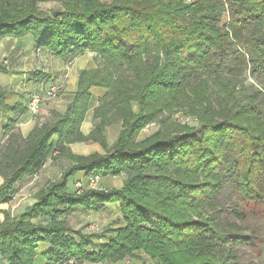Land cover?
<instances>
[{
	"label": "trees",
	"instance_id": "trees-1",
	"mask_svg": "<svg viewBox=\"0 0 264 264\" xmlns=\"http://www.w3.org/2000/svg\"><path fill=\"white\" fill-rule=\"evenodd\" d=\"M27 35L64 61L89 51L101 63L81 72L64 114L27 138L11 121L2 128L11 134L0 144V205L50 158L69 166L34 204L6 215L0 264H117L138 252L157 264H242L241 250L264 241L254 225L264 226V0H0V41ZM93 87L107 93L85 136ZM5 95L0 86V108L17 113ZM80 142L105 153L75 155L69 146ZM79 175L123 185L72 189ZM110 205L121 217L100 233L68 223Z\"/></svg>",
	"mask_w": 264,
	"mask_h": 264
},
{
	"label": "crops",
	"instance_id": "crops-1",
	"mask_svg": "<svg viewBox=\"0 0 264 264\" xmlns=\"http://www.w3.org/2000/svg\"><path fill=\"white\" fill-rule=\"evenodd\" d=\"M96 57V53L88 51L80 55L73 62L66 63L62 59L54 56L50 50L37 48L32 35H27L22 38L6 37L1 40L0 64H4L6 71L0 73V86L6 92L5 104L12 108L20 106V110L17 113L0 108V125L2 128H5L6 125L11 121L13 122L14 127L13 132L11 133H15L23 138H27L37 124L50 121L52 119L53 113L64 114L69 103L72 101L76 92L78 91L81 72L96 70L98 67L96 64ZM56 83H61L63 85L59 98L49 105L44 106L37 115H32L28 110L29 102L32 96L34 94L44 93V91H46L50 85ZM90 93L91 99L89 103V109L81 126V132L85 136H88L95 128L94 111L99 106L100 101L106 95L107 90L93 87L91 88ZM11 133L6 130H2V132H0V142L8 140ZM113 144L109 143L110 146ZM76 145L79 144H72L69 146V148L74 151ZM95 152L100 153L99 150H96ZM82 156L89 155L82 154ZM59 160L61 159L50 158L37 175L29 180L26 179L25 181L18 183L13 200L20 193L31 192L30 185L33 188L32 184L39 178L40 174L43 171L46 173L51 167L50 165L56 166ZM47 173H49V171ZM52 174H54V171ZM106 179L108 180L111 178H103L102 180ZM3 182L4 179L2 176H0V186L3 184ZM32 192L34 193L33 199L24 200L21 204L24 205L22 207L19 205L18 211L14 216L21 214L25 209L36 202L34 197L39 191L34 189ZM28 197H31V195H28ZM28 197L24 196V198ZM10 205L11 201L9 203L0 205V224L5 221L6 215L11 216V213L8 210V208H11L12 206ZM110 206H108V209ZM107 210L105 212H107ZM43 248L44 247L42 246L41 249ZM38 264H45V262L38 258Z\"/></svg>",
	"mask_w": 264,
	"mask_h": 264
},
{
	"label": "rangeland",
	"instance_id": "rangeland-1",
	"mask_svg": "<svg viewBox=\"0 0 264 264\" xmlns=\"http://www.w3.org/2000/svg\"><path fill=\"white\" fill-rule=\"evenodd\" d=\"M104 2H110L111 0H103ZM41 8L46 12L50 13L53 10L59 9L58 5L56 4H43L41 5ZM228 15L225 14L222 20V24L227 23L228 21ZM94 53V52H92ZM79 57V56H78ZM77 57V58H78ZM76 59V58H75ZM74 59V60H75ZM96 59V64L99 65L101 63L100 59L98 57ZM72 61H65L66 63H71ZM64 61V60H63ZM62 83V82H61ZM61 83H56L55 85H58L60 88V93H58V96L55 97L54 99L44 102L40 110L44 107L49 105L50 103L56 101L62 91V84ZM39 110V112H40ZM173 119H177L178 117H184L183 111L175 113L173 116H171ZM186 119V118H185ZM186 123L194 126H199L198 122L196 119L187 117ZM151 127H147L144 132L142 133V137L145 136L144 133H149L150 131H156L157 128L159 127L158 123H152L150 124ZM120 126L118 125H112L110 128L107 129V132L105 133L107 137V141H109L110 144H113V142L117 139V136L120 131ZM91 134V133H90ZM89 134V135H90ZM17 135V134H16ZM4 142H0L2 144ZM81 143V144H80ZM78 143L79 145L75 146V150L71 152L75 155H81L82 154H88L91 155L92 153H95L96 150H99V154L105 153L104 149L99 143H86V142H80ZM108 143V144H109ZM77 144V143H75ZM100 146V147H99ZM109 147H111L109 145ZM98 153V152H96ZM68 163V164H67ZM51 167L48 169L49 173H44V171L40 174L39 178L33 182V188L30 185V191L31 192H26V193H20L18 196L14 198V200L11 201V208H8L9 212L11 213V217L16 215L18 211L19 205L22 204L24 200H32L34 193L32 192L34 189L41 191L43 187L47 186L49 183L59 179L64 170L69 166V162L66 159H61L59 160L58 164L55 165H50ZM53 168V169H52ZM54 171V174L52 172ZM59 176V177H58ZM77 181H73L71 183V188L73 189H78L80 187H91L90 183H88L87 180L83 179L81 175L76 178ZM83 179L82 181H80ZM80 181V182H78ZM123 185V178H111V179H106V180H100L99 187L100 188H121L120 186ZM41 189V190H40ZM23 195V196H21ZM28 195H31V197H28ZM24 196L28 198H24ZM36 196V195H35ZM35 199V197H34ZM36 200V199H35ZM24 205V204H23ZM21 205V207L23 206ZM7 211V210H6ZM120 210L118 206H110V208L107 210V212L100 213V214H86V213H81L77 212L74 215L70 216L68 218V223L69 225L74 229V230H83L85 233H100L101 231H104L107 229V227L113 223L115 220L121 217ZM254 225L259 227L261 229V235L264 236V226H261V222H254ZM257 244V245H256ZM254 244L252 247H245L244 249L241 250V255L244 257L242 264H264V241H260L259 243ZM72 264H78L72 263ZM88 264V263H85ZM117 264H157L155 260L147 253L144 252H138L136 256L131 259L130 261H124L121 263Z\"/></svg>",
	"mask_w": 264,
	"mask_h": 264
},
{
	"label": "built area",
	"instance_id": "built-area-1",
	"mask_svg": "<svg viewBox=\"0 0 264 264\" xmlns=\"http://www.w3.org/2000/svg\"><path fill=\"white\" fill-rule=\"evenodd\" d=\"M60 93V88L58 85H50L46 91L42 94H34L29 102L28 110L32 115H37L39 113L40 107L44 102H48ZM0 132H2V126L0 125ZM90 186L92 188H97L100 183V178L94 176L91 180H89ZM81 188V187H80Z\"/></svg>",
	"mask_w": 264,
	"mask_h": 264
},
{
	"label": "water",
	"instance_id": "water-1",
	"mask_svg": "<svg viewBox=\"0 0 264 264\" xmlns=\"http://www.w3.org/2000/svg\"><path fill=\"white\" fill-rule=\"evenodd\" d=\"M59 14H60V12H55V13L53 14V16H54V17H57Z\"/></svg>",
	"mask_w": 264,
	"mask_h": 264
}]
</instances>
